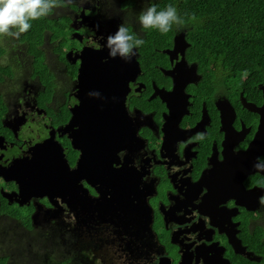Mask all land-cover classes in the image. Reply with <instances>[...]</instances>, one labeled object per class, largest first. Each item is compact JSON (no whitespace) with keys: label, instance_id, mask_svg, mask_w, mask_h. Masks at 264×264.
<instances>
[{"label":"flooded vegetation","instance_id":"flooded-vegetation-1","mask_svg":"<svg viewBox=\"0 0 264 264\" xmlns=\"http://www.w3.org/2000/svg\"><path fill=\"white\" fill-rule=\"evenodd\" d=\"M64 1L48 14V19L64 16L57 22L59 36L52 39V29L45 30L39 56L24 41L12 45L13 56L10 47L3 56V63L16 68L0 85V171L33 156L43 164L46 157L32 154L41 146L52 157L54 175L57 161L69 168L66 184L80 194V203L89 197L99 208L111 193L102 195L94 189L99 184L89 182L92 188L76 171L80 151L72 146L75 128L70 119L79 103L75 85L80 56L86 49L103 48L121 23L142 34L137 17L155 0ZM178 34L185 35L188 47L165 53L173 49ZM156 39L162 46L151 47L143 63V51H136L139 74L119 73L122 67L115 72L128 85L120 103L127 140L111 168L131 170L139 183L130 198L123 197L125 204L114 207L113 221H102L95 210L88 216L94 223L79 227L76 216L81 210L62 191L52 203L43 196L23 206L10 204L4 194L17 192L18 186L2 177L0 219L18 222L24 230L59 232L66 252L57 257L72 264H155L157 258L158 264H264V174L246 175L231 163L241 160L240 154L244 157L257 133L261 138L264 134L258 113L264 105V69L252 77L199 66L189 58L191 42L180 25L169 40L166 33ZM32 57L48 66L50 90L41 79L45 74L33 73ZM109 59L106 49L101 62ZM260 145L264 147V138ZM250 154L255 164L264 165V151ZM9 206L23 213L15 218L7 212ZM26 217L30 229L22 224Z\"/></svg>","mask_w":264,"mask_h":264},{"label":"water","instance_id":"water-1","mask_svg":"<svg viewBox=\"0 0 264 264\" xmlns=\"http://www.w3.org/2000/svg\"><path fill=\"white\" fill-rule=\"evenodd\" d=\"M107 24L114 25L111 22ZM184 37V34L176 35L173 49L164 52L173 55L188 47ZM105 48L109 49L107 43L99 50L86 49L81 53L78 82L75 85L76 98L79 103L72 109L70 124L75 128L71 134L72 146L80 151L76 171L82 173L87 183L99 184V188L94 187L99 193L110 192L111 196L103 197L99 208L88 199L89 197H85V202L80 203L79 199L82 198L80 194L75 188L66 184L69 168L66 165L63 167L57 161V171L54 175L52 157L48 158L45 153H42L45 150H42L41 146H37L32 154L39 153L38 156L46 157L43 164L33 156L30 160L17 159L8 168L0 171V177L6 181H14L18 186L17 192L4 194L10 204L16 203L23 206L32 197L43 196H48L52 203L51 198L62 191L69 204L81 210L76 216V222L79 227H82L94 223L88 219V216L95 210L99 211L98 218L102 221H113L111 217L115 216L114 207L125 204L123 197L130 198L131 193L137 191L139 181L134 172L127 168L114 170L111 167L117 149L119 146H124L127 140V130L123 126L125 123L124 112L120 103L124 102L128 85L123 77H120V81L115 72L119 67H122V71L119 73L127 70L128 73L132 72L133 75H136L139 74L140 68L135 62V56L128 63L124 58L121 62L119 55L116 57L109 55L111 59L101 62L104 58ZM247 107L251 109L248 105ZM258 113L261 115L259 130L264 132V105L259 108ZM63 132H67V128ZM260 134L255 135L252 144L244 151V157L240 154L241 160L233 159L231 163L235 171L240 169L246 175L255 171L264 174V165L259 164L260 167H257L255 161L250 158V153L254 151L263 154L264 147L260 143L264 134H262V138ZM132 136H135V131ZM92 184L89 183L93 188ZM260 192L264 195V190ZM72 197L76 200L74 201Z\"/></svg>","mask_w":264,"mask_h":264},{"label":"trees","instance_id":"trees-1","mask_svg":"<svg viewBox=\"0 0 264 264\" xmlns=\"http://www.w3.org/2000/svg\"><path fill=\"white\" fill-rule=\"evenodd\" d=\"M154 3L158 5V10L164 9L168 5L177 9L183 19L180 26L187 30V39L191 42L189 58L199 66L225 69L228 74L235 76L249 73L248 75L253 77L263 73L264 0H155ZM64 4H66L64 0H55V6L59 8ZM52 11L54 8L50 13ZM48 20L47 15L31 21L32 27L26 33L21 34L18 39L0 36V85L13 77V69L16 68L12 64L3 63L7 47L13 50L12 45L16 47L20 42H26L32 46L30 53L39 56L38 54L42 51L37 47L45 36V30L52 29V39L59 36L60 29L57 28L59 24L57 22L50 23ZM176 26L174 24L171 30L166 33L168 40ZM144 30L142 34L138 35L145 40L144 45L139 48L143 51L142 63L144 62L143 57L152 51L151 47L162 46L161 40L156 39L162 35L161 32L157 29ZM4 40L10 42L3 43ZM13 55L14 50L10 53V56ZM41 60H43V56H41ZM41 60L38 62L35 57H32L31 68L38 77L45 74L41 79L49 86L50 76L48 74L50 72H47L49 68L42 64ZM48 90H50V86ZM7 212L15 218L18 217L17 213L9 208ZM25 220L26 224L30 225L29 217H26ZM48 261H51L52 264H72V262L69 263L68 258L64 260L57 256L54 259L49 257ZM0 264H5V259L0 258Z\"/></svg>","mask_w":264,"mask_h":264},{"label":"clouds","instance_id":"clouds-1","mask_svg":"<svg viewBox=\"0 0 264 264\" xmlns=\"http://www.w3.org/2000/svg\"><path fill=\"white\" fill-rule=\"evenodd\" d=\"M54 7L55 0H0V36L18 39L32 27L31 21L47 16ZM137 22L142 29H157L167 33L174 24H182L183 19L171 5L158 10V5L150 3L139 13ZM144 43L143 38L130 32L126 23H121L117 31L107 39L109 55H119L126 60L135 56ZM155 264H158V258Z\"/></svg>","mask_w":264,"mask_h":264},{"label":"rangeland","instance_id":"rangeland-1","mask_svg":"<svg viewBox=\"0 0 264 264\" xmlns=\"http://www.w3.org/2000/svg\"><path fill=\"white\" fill-rule=\"evenodd\" d=\"M109 1L102 0V3H109ZM63 17L60 15L49 18L48 21L52 23L63 21ZM20 60L25 63V59L21 56ZM9 207L17 214L23 213L20 208ZM22 221L27 229L33 227L26 224L25 219ZM60 237L62 235L59 232L24 230L18 222L2 218L0 219V258L5 259V264H52L48 261L49 257L54 259L55 256L64 255L66 252L62 242L64 240Z\"/></svg>","mask_w":264,"mask_h":264}]
</instances>
